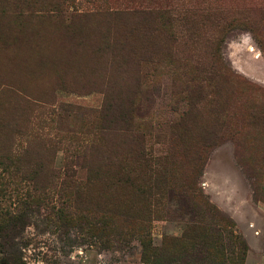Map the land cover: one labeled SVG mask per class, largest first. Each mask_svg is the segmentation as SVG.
<instances>
[{
  "label": "rangeland",
  "instance_id": "obj_1",
  "mask_svg": "<svg viewBox=\"0 0 264 264\" xmlns=\"http://www.w3.org/2000/svg\"><path fill=\"white\" fill-rule=\"evenodd\" d=\"M25 1L0 0V264H221L232 235L239 264H264V132L228 118L261 98L185 87L219 38L223 65L264 87V0ZM136 8L176 17L168 48L93 16Z\"/></svg>",
  "mask_w": 264,
  "mask_h": 264
},
{
  "label": "trees",
  "instance_id": "obj_2",
  "mask_svg": "<svg viewBox=\"0 0 264 264\" xmlns=\"http://www.w3.org/2000/svg\"><path fill=\"white\" fill-rule=\"evenodd\" d=\"M23 3H27V1L22 0ZM37 0H31L30 5L34 4L35 8L38 10H44L43 4L47 2H41L40 4L36 3ZM17 4V2L15 3ZM189 11L184 10L183 14H180L184 20H187ZM101 15L103 18H108L109 20H116L117 18H122V20H126V17L131 21V26L127 25V30L130 32H136L141 31L145 38H149L154 34V37L161 36L159 41H162L160 47L158 49H166L168 48L169 42L173 41L174 37L172 36L171 32L166 29V25L171 28V24L173 21L177 20L176 17H172L169 13V11H162L158 12L156 10H146L144 8H136V9H130V10H120V11H104L99 13H94L95 15ZM260 15V16H259ZM262 19V15L258 14L254 19H251L250 21H247V23H250V33L253 38H256V30L258 27L259 21ZM186 24V23H185ZM186 30H192L191 27H187ZM165 32H169L168 36L165 35ZM189 35H193V33L189 32ZM147 36V37H146ZM222 39L219 38L215 40L213 43L211 50L209 52V55L206 59V62L202 63H195L193 65H190V73L188 74V81L186 82V90H189L190 92L195 93H201L204 91V98L210 97L209 101L210 103L214 102V98L217 97V93L223 88L224 85L223 82L226 80L229 81L231 84H237L241 87L242 90L250 91L254 93L255 95L259 96L261 98L260 104V110L256 113H249L247 114L243 109L242 113L240 115H236V112L228 115V118L235 116V118L238 119L239 123L241 124V128L243 126L252 127L256 130H259L260 132H264V87L253 85L249 83L247 80L240 78L239 76L233 74L230 72L222 63L221 61V55L219 54V50L222 45ZM146 48V47H145ZM157 52V48H149L148 52L151 53ZM169 56H171L169 54ZM187 104V110L189 109V103L186 101ZM227 107V105H226ZM103 112L100 113L102 117H105L106 108L102 110ZM105 111V112H104ZM188 111H183V114L186 115ZM230 122V121H229ZM205 143V142H203ZM188 145H184L186 147ZM189 149L190 148H185ZM186 154V153H185ZM191 160L193 161L192 167L189 170V174L187 178L189 179L190 183L193 185L194 179L198 174V167L201 164V151L199 149H193L191 151ZM165 157L157 158L156 160L159 161V163H164ZM155 161V159H154ZM158 169L155 171V174L157 177H155L154 173H151L149 179L151 181H155L154 185L157 186L158 183L161 185H165L168 179V175L166 173L165 166L162 164H158ZM158 179V180H157ZM150 181V182H151ZM192 187H190V190ZM195 192V189L194 191ZM158 193V192H157ZM149 197H151V193H146ZM19 224V220L15 221ZM219 222H223V229L225 227H232V224L228 221H226L223 218H219ZM21 225V223H20ZM0 230H4L3 227H0ZM231 232L229 231L228 234ZM4 235V234H3ZM0 240L2 241V237H0ZM232 250L228 252L227 255L223 254L219 257L221 260V264H239L244 259V255L246 252V249L243 245V243L235 236L232 235Z\"/></svg>",
  "mask_w": 264,
  "mask_h": 264
}]
</instances>
